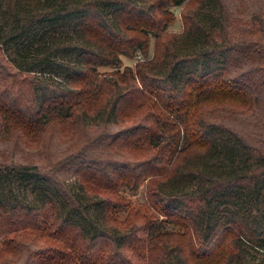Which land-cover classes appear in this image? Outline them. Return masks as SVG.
<instances>
[{"label": "trees", "instance_id": "trees-1", "mask_svg": "<svg viewBox=\"0 0 264 264\" xmlns=\"http://www.w3.org/2000/svg\"><path fill=\"white\" fill-rule=\"evenodd\" d=\"M257 92L264 101L260 13L243 20L223 0H0V133L36 142L93 126L117 157L77 151L72 188L54 169L0 164V244L31 230L51 240L52 264H264V141L217 120ZM139 190L137 202L122 193Z\"/></svg>", "mask_w": 264, "mask_h": 264}, {"label": "rangeland", "instance_id": "rangeland-1", "mask_svg": "<svg viewBox=\"0 0 264 264\" xmlns=\"http://www.w3.org/2000/svg\"><path fill=\"white\" fill-rule=\"evenodd\" d=\"M229 12L238 18L248 20L254 13H260L264 19V0H223ZM175 21L169 27L172 31H180L181 24L178 16V8L175 9ZM151 55V47L149 51ZM124 66H132L134 60L122 58ZM247 68V65L244 66ZM259 102L253 106L226 108L218 113V119L223 124L233 129L243 138L254 141H264V101L262 94L256 93ZM109 131L116 128L109 125ZM97 127L90 126L86 132L72 137H61L55 132H44L36 142L23 140L15 133H0V164L7 165H35L43 170L54 169L55 176L67 187L74 184L73 168L66 163L68 158L79 150H85L96 156L107 159L117 157L103 145L97 146L95 139L100 131ZM89 140H87V138ZM93 143L91 146L89 144ZM110 159V158H109ZM125 200L131 202L142 201L141 191L136 194L122 192ZM119 218L124 217L123 212L117 213ZM54 246L50 239L40 236L35 231L24 230L18 233L5 245L0 244V264H52L43 260L44 254H50L47 250ZM251 256L258 257L253 249L248 250Z\"/></svg>", "mask_w": 264, "mask_h": 264}]
</instances>
